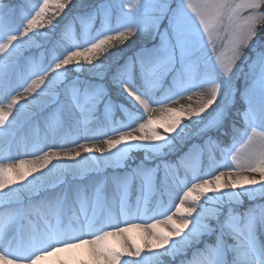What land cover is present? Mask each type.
<instances>
[{
  "label": "snow or ice",
  "instance_id": "snow-or-ice-1",
  "mask_svg": "<svg viewBox=\"0 0 264 264\" xmlns=\"http://www.w3.org/2000/svg\"><path fill=\"white\" fill-rule=\"evenodd\" d=\"M0 264H264V0H0Z\"/></svg>",
  "mask_w": 264,
  "mask_h": 264
},
{
  "label": "rangeland",
  "instance_id": "rangeland-1",
  "mask_svg": "<svg viewBox=\"0 0 264 264\" xmlns=\"http://www.w3.org/2000/svg\"><path fill=\"white\" fill-rule=\"evenodd\" d=\"M19 2V3H18ZM18 2H15L16 3V5L18 6V7H20L21 8V10H23V11H27V5H28V3L30 2V0H19ZM31 2H35V0H31ZM22 6H21V5ZM44 31H47V29H45ZM55 38H53V40H54ZM139 41L136 43V45L138 46L139 45ZM135 45V44H134ZM50 46V45H49ZM135 49H136V47L134 48V49H132V52H134L135 51ZM60 51H62V49L60 50ZM31 53H38V50L37 49H30L29 50V54H31ZM131 55V54H130ZM129 55V56H130ZM124 57H128L127 55L125 56L124 55ZM181 103H187L186 101H182ZM120 117H119V114L117 115V119H119ZM185 123H187V121H185ZM144 159V154L143 153H136V154H134V158H133V160L132 161H130V163L131 164H133V165H135L136 163H139L141 160H143ZM168 159H174V157H169ZM161 175H163V173H161Z\"/></svg>",
  "mask_w": 264,
  "mask_h": 264
},
{
  "label": "trees",
  "instance_id": "trees-1",
  "mask_svg": "<svg viewBox=\"0 0 264 264\" xmlns=\"http://www.w3.org/2000/svg\"><path fill=\"white\" fill-rule=\"evenodd\" d=\"M19 0H15V2H18ZM88 2H91V0H88ZM19 3V2H18ZM21 5V4H20ZM22 6V5H21ZM137 48L138 46L135 44H133V45H131L130 47H126V49H125V51H124V53H123V56L125 55H127V56H129L130 54L132 55L133 54V52H132V49H134V48ZM113 51H118V50H116V49H114Z\"/></svg>",
  "mask_w": 264,
  "mask_h": 264
},
{
  "label": "bare ground",
  "instance_id": "bare-ground-1",
  "mask_svg": "<svg viewBox=\"0 0 264 264\" xmlns=\"http://www.w3.org/2000/svg\"><path fill=\"white\" fill-rule=\"evenodd\" d=\"M21 155H22V151H21V153H20Z\"/></svg>",
  "mask_w": 264,
  "mask_h": 264
}]
</instances>
